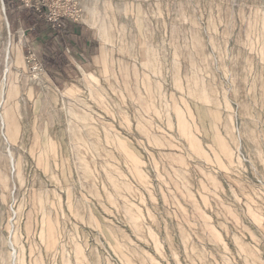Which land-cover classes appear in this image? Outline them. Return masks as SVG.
Wrapping results in <instances>:
<instances>
[{
    "label": "rangeland",
    "instance_id": "rangeland-1",
    "mask_svg": "<svg viewBox=\"0 0 264 264\" xmlns=\"http://www.w3.org/2000/svg\"><path fill=\"white\" fill-rule=\"evenodd\" d=\"M76 1L103 68L43 119L0 3V264H264V0Z\"/></svg>",
    "mask_w": 264,
    "mask_h": 264
},
{
    "label": "crops",
    "instance_id": "crops-1",
    "mask_svg": "<svg viewBox=\"0 0 264 264\" xmlns=\"http://www.w3.org/2000/svg\"><path fill=\"white\" fill-rule=\"evenodd\" d=\"M0 3L8 13L4 38L5 53L10 62L5 75L8 74L11 81L5 85L17 87L15 79L28 73L31 62L39 63L38 77L29 78L32 83L24 93L38 88L40 92L31 97L35 103L32 107L37 108L39 118L43 119L46 104L51 101V96L61 92L60 87L64 88L67 83L75 85L73 82L89 72L92 73L86 75L87 79L96 78L94 74L103 68V46L96 39L95 32L82 22L64 19L60 27L53 28L21 0H0ZM39 130L42 131L41 125Z\"/></svg>",
    "mask_w": 264,
    "mask_h": 264
},
{
    "label": "built area",
    "instance_id": "built-area-1",
    "mask_svg": "<svg viewBox=\"0 0 264 264\" xmlns=\"http://www.w3.org/2000/svg\"><path fill=\"white\" fill-rule=\"evenodd\" d=\"M23 5L34 8L40 16L53 28L61 26V21H77L80 11L76 0H21ZM41 66L37 62H31L29 73L31 78H37Z\"/></svg>",
    "mask_w": 264,
    "mask_h": 264
},
{
    "label": "bare ground",
    "instance_id": "bare-ground-1",
    "mask_svg": "<svg viewBox=\"0 0 264 264\" xmlns=\"http://www.w3.org/2000/svg\"><path fill=\"white\" fill-rule=\"evenodd\" d=\"M7 152L9 154L10 164H11V166L13 168L14 167V158L12 156V153H11L10 149L7 148ZM12 211H13V215H15L16 211L13 208H12ZM8 245L10 247L12 264H15L16 263V259H17V249L14 247V244H13V242L11 240L8 241Z\"/></svg>",
    "mask_w": 264,
    "mask_h": 264
}]
</instances>
